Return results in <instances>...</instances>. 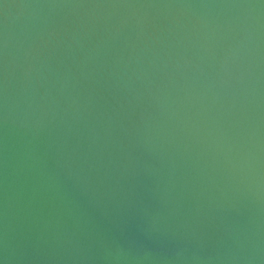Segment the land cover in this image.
<instances>
[{"label": "water", "instance_id": "water-1", "mask_svg": "<svg viewBox=\"0 0 264 264\" xmlns=\"http://www.w3.org/2000/svg\"><path fill=\"white\" fill-rule=\"evenodd\" d=\"M0 264H264V0H0Z\"/></svg>", "mask_w": 264, "mask_h": 264}]
</instances>
